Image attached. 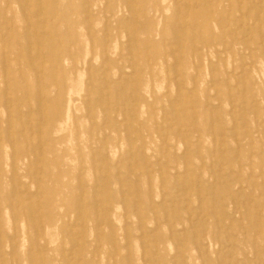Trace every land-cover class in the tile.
<instances>
[{
  "label": "rangeland",
  "instance_id": "obj_1",
  "mask_svg": "<svg viewBox=\"0 0 264 264\" xmlns=\"http://www.w3.org/2000/svg\"><path fill=\"white\" fill-rule=\"evenodd\" d=\"M263 43L264 0H0V264H264Z\"/></svg>",
  "mask_w": 264,
  "mask_h": 264
},
{
  "label": "bare ground",
  "instance_id": "obj_2",
  "mask_svg": "<svg viewBox=\"0 0 264 264\" xmlns=\"http://www.w3.org/2000/svg\"><path fill=\"white\" fill-rule=\"evenodd\" d=\"M174 1V0H173ZM210 1V0H209ZM20 3V2H19ZM25 3V2H24ZM86 3V2H85ZM257 3H259V2H257ZM31 4V3H30ZM101 4V3H100ZM192 4V3H191ZM193 5V4H192ZM195 5V4H194ZM7 6V5H6ZM5 6V7H6ZM222 6V5H221ZM255 6V5H254ZM89 7V6H88ZM87 7V8H88ZM211 8V7H210ZM213 8V7H212ZM211 8V9H212ZM221 8V7H220ZM230 7L226 4L224 7L222 6V8H221V10L222 11H224L225 9H229ZM255 8V7H254ZM138 9V8H137ZM209 9V8H208ZM128 10V9H127ZM81 11V10H80ZM91 11H93V10H91ZM23 12V11H22ZM168 12V11H167ZM156 13H157V11H156ZM246 13V12H245ZM25 16V15H24ZM64 16V15H63ZM84 17H85V15H84ZM136 17V16H135ZM26 18V17H25ZM160 19V18H159ZM175 19H177V18H175ZM32 20V19H31ZM11 21H12V19H11ZM37 21V20H36ZM43 21H44V19H43ZM42 21V22H43ZM160 21V20H159ZM175 21V20H174ZM39 22H40V20H39ZM59 22V21H58ZM25 23H26V25L28 24L27 23V21L25 20ZM38 23V22H37ZM41 23V22H40ZM160 23V22H159ZM183 23V22H182ZM186 23V22H185ZM259 23V22H258ZM16 24V23H15ZM93 24V23H92ZM184 24V23H183ZM240 24V23H239ZM29 25V24H28ZM87 25H88V23H87ZM211 25V24H210ZM245 25V24H244ZM43 26V25H42ZM226 26V25H225ZM248 26V25H247ZM16 27V26H15ZM34 27V26H33ZM32 27V28H33ZM177 27H178V25H177ZM183 27V26H182ZM40 28V27H39ZM38 28V29H39ZM47 28V27H46ZM252 28V27H251ZM41 29V28H40ZM43 29V28H42ZM187 29V28H186ZM247 29V28H246ZM110 30H111V28H110ZM212 30V29H211ZM28 31V30H27ZM44 31V30H43ZM36 33V32H35ZM42 33V32H41ZM157 33V32H156ZM193 33V32H192ZM34 34V33H33ZM43 34H44V32L42 33V36H43ZM246 35V34H245ZM247 36V35H246ZM251 36V35H250ZM27 37H29V35L27 36ZM41 37V36H40ZM213 38V37H212ZM19 39V38H18ZM38 40V39H37ZM36 40V41H37ZM41 40H42V38H41ZM18 42V41H17ZM29 42V41H28ZM104 43V42H103ZM129 43V42H128ZM178 43H179V41H178ZM217 43V42H216ZM132 44H133V42H132ZM174 44V43H173ZM215 44V43H214ZM228 44V43H227ZM259 44V43H258ZM264 44V43H263ZM137 45V44H136ZM179 45V44H178ZM206 45H208V44H206ZM262 45V44H261ZM92 46V45H91ZM90 46V47H91ZM85 47V46H84ZM181 47H182V45H181ZM176 48V47H175ZM30 49V48H29ZM250 49V48H249ZM252 49V48H251ZM38 50V49H37ZM108 51V50H107ZM216 51V50H215ZM173 52V51H172ZM20 53V52H19ZM168 53H170V52H168ZM248 53H249V51H248ZM107 54V53H106ZM183 55V54H182ZM168 56V55H167ZM215 56H216V54H215ZM106 57V56H105ZM119 57V56H118ZM164 57H165V55H164ZM172 57H174V56H172ZM181 57V56H180ZM20 59H21V57H19ZM47 58V57H46ZM91 58V57H90ZM107 58V57H106ZM149 58V57H148ZM105 59V58H104ZM119 59V58H118ZM179 59V61H180V58H178ZM177 59V60H178ZM33 60V59H32ZM37 60V59H36ZM54 60L57 62H60V57L59 56H55L54 57ZM65 60V59H64ZM117 60V59H116ZM173 60H175V59H173ZM193 60V59H192ZM9 61V60H8ZM22 61V60H21ZM24 61V60H23ZM89 61H90V59H89ZM105 61V60H104ZM122 61V60H121ZM129 61V60H128ZM150 61H152V59L150 60ZM165 61H166V59H165ZM174 62V61H173ZM176 62V61H175ZM174 62V63H175ZM102 63V62H101ZM28 64H30L29 62H28ZM66 64V63H65ZM105 64H107V63H105ZM104 64V65H105ZM167 64V63H166ZM108 66V65H107ZM173 66V65H172ZM77 67V66H76ZM100 67V66H99ZM106 67V66H105ZM81 68V67H80ZM165 68V67H164ZM167 68V67H166ZM107 69H109V67H107ZM173 69V68H172ZM5 70V69H4ZM42 70V69H41ZM115 70V69H114ZM88 71V70H87ZM166 71V70H165ZM196 71V70H195ZM241 72V71H240ZM238 73V72H237ZM236 73V74H237ZM247 73V72H246ZM120 75V74H119ZM166 75H167V71H166ZM5 76V75H4ZM37 77V76H36ZM104 77V76H103ZM88 78H89V76H88ZM87 79V78H86ZM111 83V82H110ZM5 90H6V88H5ZM7 91H8V89H7ZM70 91H71V89H70ZM108 93V92H107ZM76 94V93H75ZM39 95V94H38ZM77 95V94H76ZM134 95V94H133ZM4 97H5V94H4ZM103 97V96H102ZM180 98V97H179ZM10 99V98H9ZM68 100H69V98H68ZM10 101V100H9ZM71 102V101H70ZM11 104V103H10ZM109 104V103H108ZM11 106V105H10ZM234 112V111H233ZM175 113V112H174ZM90 114V113H89ZM67 115V114H66ZM87 116V115H86ZM89 116H92V114L91 115H89ZM8 119V118H7ZM55 119H56V121H58L59 120V118H57V117H55ZM45 121V120H44ZM7 122H8V120H7ZM33 123H35V122H33ZM2 124V123H1ZM36 124V123H35ZM213 124V123H212ZM36 126V125H35ZM40 126V125H39ZM38 126V127H39ZM212 126V125H211ZM75 127V126H74ZM8 128V127H7ZM62 128V127H61ZM24 129V128H23ZM35 129H37L36 127H35ZM39 130H40V128H39ZM36 131V130H35ZM38 132V131H37ZM167 132V131H166ZM43 135V134H42ZM181 135V134H180ZM12 137H14V135L12 136ZM13 139V138H12ZM97 139V138H96ZM37 140H38V137H37ZM45 140V139H44ZM183 142V141H182ZM8 143H9V141H8ZM10 144V143H9ZM10 146L12 147V143L10 144ZM40 146V145H39ZM12 152H13V150H12ZM135 153H136V151H135ZM107 154V153H106ZM28 155V154H27ZM39 155V154H38ZM105 157V156H104ZM104 157H103V159H104ZM107 157V156H106ZM92 160V159H91ZM99 161V160H98ZM107 164V163H106ZM107 166V165H106ZM15 171V170H14ZM107 171V170H106ZM40 173V172H39ZM190 173V172H189ZM192 176V175H191ZM95 178V177H94ZM121 179H122V177H121ZM199 181V180H198ZM197 181V182H198ZM80 182V181H79ZM191 182H192V180H191ZM253 184V183H252ZM77 185V184H76ZM95 185V184H94ZM96 186V185H95ZM98 190V189H97ZM100 190V189H99ZM137 190V189H136ZM101 191V190H100ZM99 191V192H100ZM199 191V190H198ZM197 191V192H198ZM190 193V192H189ZM127 194V193H126ZM185 194V193H184ZM166 198V197H165ZM122 200V199H121ZM249 202V201H248ZM184 208V207H183ZM232 208H234V207H232ZM96 209V208H95ZM237 209V208H236ZM199 213V212H198ZM97 216V215H96ZM191 216V215H190ZM174 221V220H173ZM101 222H102V220H101ZM165 222V221H164ZM82 223V222H81ZM83 225V224H82ZM86 224H84V226H85ZM85 231V230H84ZM156 231V230H155ZM178 231H180V230H178ZM79 235H81V234H79ZM253 235H255V234H253ZM77 238V237H76ZM133 239V238H132ZM95 241V240H94ZM73 242V241H72ZM147 242V241H146ZM113 244V243H112ZM111 244V245H112ZM210 244V243H209ZM207 245V244H206ZM114 247V246H113ZM210 248V247H209ZM115 249V248H114ZM156 251V250H155ZM115 254V253H114ZM143 256V255H142ZM146 257V256H145ZM71 259V258H70ZM230 260H228V262H229ZM79 263V262H78Z\"/></svg>",
  "mask_w": 264,
  "mask_h": 264
}]
</instances>
